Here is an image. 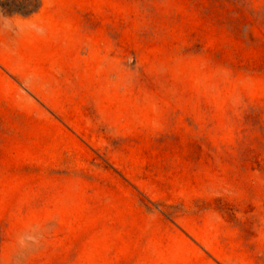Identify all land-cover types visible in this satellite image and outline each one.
<instances>
[{
  "label": "rangeland",
  "instance_id": "1",
  "mask_svg": "<svg viewBox=\"0 0 264 264\" xmlns=\"http://www.w3.org/2000/svg\"><path fill=\"white\" fill-rule=\"evenodd\" d=\"M0 264H264V0H0Z\"/></svg>",
  "mask_w": 264,
  "mask_h": 264
}]
</instances>
